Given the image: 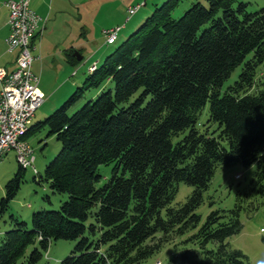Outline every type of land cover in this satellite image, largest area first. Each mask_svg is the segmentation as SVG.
<instances>
[{"label":"trees","instance_id":"1","mask_svg":"<svg viewBox=\"0 0 264 264\" xmlns=\"http://www.w3.org/2000/svg\"><path fill=\"white\" fill-rule=\"evenodd\" d=\"M182 1L155 5L63 105L31 124L22 140L47 130L60 143L38 183L67 200L33 212L30 229L10 216L0 264H36L58 240L78 241L58 264H140L185 235L181 245L195 248H182L180 264H246L226 243L241 231V206L211 211L202 224L195 210L221 166L256 165L264 194V7L196 0L177 19ZM81 61L68 55L72 67ZM207 102L212 132L198 128ZM111 164L97 186L99 167ZM25 171L18 165L4 185L0 216ZM179 183L193 191L172 206Z\"/></svg>","mask_w":264,"mask_h":264},{"label":"rangeland","instance_id":"2","mask_svg":"<svg viewBox=\"0 0 264 264\" xmlns=\"http://www.w3.org/2000/svg\"><path fill=\"white\" fill-rule=\"evenodd\" d=\"M80 5L79 15L75 11L71 14L77 18L80 16V23H73L72 26L80 29V38L76 36L74 39H80L76 42L81 48L83 61L78 64V75L69 78L68 84L57 81L52 85L53 94L45 97L43 105L37 110L36 118L32 119V125L37 122H42L44 118L49 116L54 110L58 109L68 99V97L75 92L76 88L81 86L84 77L88 75L87 69L91 66L93 61L97 65L101 64L104 58L109 55L127 36L132 34L145 18L153 12L152 0H148L147 5L138 9V11L131 17L126 13L130 0H74ZM165 1V0H164ZM157 5L160 6L162 2ZM196 0H183L175 10L174 17L178 19L184 11H186L192 3ZM204 4V0H199ZM247 4V12H256L264 7V0H240ZM140 4V3H139ZM135 6V5H134ZM128 18V19H127ZM120 27L116 43L114 45L105 44L104 31ZM83 28V29H82ZM57 32L59 38L61 34L70 32L69 28H59ZM74 30V29H73ZM72 30L73 34L74 31ZM72 34V35H73ZM52 39L49 36L50 40ZM51 41V40H50ZM84 42V45H82ZM37 44V43H36ZM37 48V47H36ZM38 49V48H37ZM72 69L73 70H76ZM263 68L259 73H263ZM240 71L237 68L233 71L231 78L223 84L221 93L224 92L226 86L231 84ZM50 77V75H49ZM83 78L80 83L73 84L77 78ZM39 90L49 88V78L43 77ZM63 84V85H62ZM262 87V86H261ZM260 87V88H261ZM42 92V91H41ZM79 103L78 106H80ZM198 128L203 131L208 128L209 132L216 130V125H208V102L201 112H199ZM183 135L173 139L177 142ZM29 146L33 149V156L35 157L34 167L39 175L35 176L31 169H26L21 183L20 189L15 198L10 202L8 210L5 214L0 216V237L2 232L11 230L13 227L10 222V216L16 218L19 222H25L31 228V215L33 212L45 210L54 211L59 208L61 203L67 200L66 195L54 194L45 183H38L39 176L43 175L45 167L54 159L60 150V143L54 136H48L47 130H41L34 135L28 137ZM226 146V143L223 142ZM14 152L8 153L0 161V199L4 196V185L13 177L14 172L18 169V164L14 160ZM114 166H100L98 175L101 177L97 186H102L105 181L110 179ZM259 170L256 165L244 168L240 164L231 166H221L215 171L214 176L209 184L208 189L203 192L202 203L195 210V214L199 215L202 224L205 217L211 211H229L237 204L241 206L240 223L242 225L241 231L227 239L229 248L231 250L240 251L245 257L246 264H264V194L259 192L260 184L263 180H259ZM240 175L239 179L236 177ZM35 178V181H34ZM193 188L185 183L178 184L177 194L172 203V206H177L186 201L192 193ZM48 198V199H45ZM43 208V209H42ZM89 235L88 232L85 236ZM189 235L183 237H176L174 242L163 245L160 251L155 253L147 261L140 264H180L178 256L182 248L194 249L192 245L183 247L182 242L186 240ZM78 241H51L47 252L43 253V258L36 264H58L66 258L73 250ZM36 247H38L36 245ZM214 248V244L208 245V249ZM34 247H29L26 255L33 250Z\"/></svg>","mask_w":264,"mask_h":264},{"label":"built area","instance_id":"3","mask_svg":"<svg viewBox=\"0 0 264 264\" xmlns=\"http://www.w3.org/2000/svg\"><path fill=\"white\" fill-rule=\"evenodd\" d=\"M30 1L7 0L0 4V7L8 10L6 53L15 56L13 70L0 68V161L8 153L14 152L17 164L36 174L33 149L27 141L22 140L31 126L35 112L45 100V95L38 88L39 78L31 67L41 59L40 55L31 54L35 50L33 40L41 19L30 8ZM145 2L143 0L140 4L128 7L127 15L133 16ZM119 31L120 27L104 31L105 44L114 45ZM96 66V63L89 66L87 72H94Z\"/></svg>","mask_w":264,"mask_h":264},{"label":"crops","instance_id":"4","mask_svg":"<svg viewBox=\"0 0 264 264\" xmlns=\"http://www.w3.org/2000/svg\"><path fill=\"white\" fill-rule=\"evenodd\" d=\"M7 0H0V4L6 2ZM164 0H152V6L157 5L159 2ZM143 0H130L128 7H132L139 3H142ZM148 0H146L145 5H147ZM80 4L75 2L74 0H31L30 8L40 17V22L38 27V31L36 37L33 40V44L35 50L32 51L31 54L40 55V60L35 61L32 64V72L39 78L38 87L42 82V78L47 76L49 78V88L42 90L41 93L45 95V97L49 98V95L53 94V90H51L52 85L57 81L60 83L68 84L69 78L78 75L77 68L72 67L68 63V55L71 54L73 58L76 59L80 56L83 61V55L80 52L81 48H78L79 45H76V42H79L80 39H74L77 32V37L80 38V29H76V27L72 26L73 23H80L81 18L78 16L77 18L73 17L71 14L72 11H75L77 15H79V9L77 6ZM143 6V7H144ZM127 7V8H128ZM8 10L7 8L1 6L0 7V68H5L8 71L13 70L15 67V56L8 55L6 53V39L9 34L8 28ZM128 19V18H127ZM63 27L64 29L69 28L70 32L61 34V38L58 36L59 28ZM74 29V30H73ZM83 29V28H82ZM74 31V34L72 32ZM106 31V30H105ZM58 32V33H57ZM73 34V35H72ZM51 36L52 39H49ZM37 43V44H36ZM84 42H82V47ZM38 49H37V48ZM76 54V55H75ZM80 60V61H81ZM97 63L93 61L91 64ZM78 67V66H77ZM73 70L72 69H75ZM50 75V77H49ZM83 78H77L73 84L80 83ZM82 83V82H81ZM80 83V84H81ZM63 85V84H62ZM51 88V89H50ZM37 112V111H36ZM36 118V113L34 114ZM33 117V118H34ZM32 124V123H31ZM28 142V140H26Z\"/></svg>","mask_w":264,"mask_h":264},{"label":"water","instance_id":"5","mask_svg":"<svg viewBox=\"0 0 264 264\" xmlns=\"http://www.w3.org/2000/svg\"><path fill=\"white\" fill-rule=\"evenodd\" d=\"M75 55H76V54H75ZM77 60H78V61H80V60H81V57H80V56H78V57H77Z\"/></svg>","mask_w":264,"mask_h":264}]
</instances>
